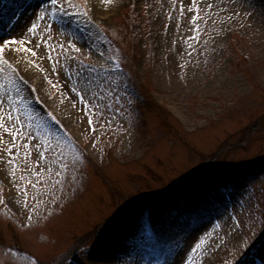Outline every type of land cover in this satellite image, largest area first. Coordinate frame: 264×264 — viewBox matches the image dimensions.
Segmentation results:
<instances>
[{
    "label": "rangeland",
    "instance_id": "rangeland-1",
    "mask_svg": "<svg viewBox=\"0 0 264 264\" xmlns=\"http://www.w3.org/2000/svg\"><path fill=\"white\" fill-rule=\"evenodd\" d=\"M98 5L0 0V264H264V0Z\"/></svg>",
    "mask_w": 264,
    "mask_h": 264
},
{
    "label": "bare ground",
    "instance_id": "bare-ground-1",
    "mask_svg": "<svg viewBox=\"0 0 264 264\" xmlns=\"http://www.w3.org/2000/svg\"><path fill=\"white\" fill-rule=\"evenodd\" d=\"M89 1H90V7L92 10L98 8V6H99L98 4L100 3V0H89ZM1 19L2 18H0V23H1ZM0 28L2 29L3 27L1 26ZM15 46H17V45L15 44L13 47H15ZM28 49H31V48L26 47L24 45H20L18 48H16V47L13 48L11 50V52L13 51V53L16 55V57H25V60L23 62H21V65H23V66H25L28 62H30L34 65L39 64L42 67L43 64L41 62V59L38 58L39 54L37 52H35V50L29 51ZM40 66H38L37 68L40 69ZM37 86H38L39 92L42 95H45L46 94L45 84L39 82V84H37ZM61 94H62L61 96H59L58 98H56L54 100L55 105H58L57 103H59L60 106L59 105L58 106L61 107L65 113H67V111H68L67 115L72 117L73 120L76 122V119L78 116L75 112H72V109H71V105H70L72 102L71 94L69 93V91H67L66 93L62 92ZM72 114H74V115H72ZM3 169H5V168L3 167ZM5 174H7V172ZM120 241H121L122 246H126V245L131 243V241L129 239H126V238H124L123 240H120ZM109 243H110L109 241H102V242L98 243V245H93L94 251L97 250L96 251V257L97 258L94 259L93 264H98L97 259H99L101 256L104 257L107 261L109 260L106 264H113V261L115 260L114 258H116L117 255H121V252L123 249H121L120 246L117 248H112L109 246Z\"/></svg>",
    "mask_w": 264,
    "mask_h": 264
},
{
    "label": "snow or ice",
    "instance_id": "snow-or-ice-1",
    "mask_svg": "<svg viewBox=\"0 0 264 264\" xmlns=\"http://www.w3.org/2000/svg\"><path fill=\"white\" fill-rule=\"evenodd\" d=\"M51 2H52V4H56L57 3V0H51ZM193 2H195V0H193ZM46 15H47V13L42 11L41 14H40V16H39V19H44V17ZM37 28H38V24L33 23L32 24V29L35 30ZM13 42L14 41H9L8 43L11 44ZM73 47H75V45H73ZM3 50H4V45L3 44H0V52H3ZM28 50L29 51H34L33 49H28ZM6 115H10V114L9 113H6ZM2 121H3V117H0V122H2ZM0 126H4V125L2 123H0ZM8 131H14V129H8ZM196 247L199 248L200 245L198 244Z\"/></svg>",
    "mask_w": 264,
    "mask_h": 264
}]
</instances>
